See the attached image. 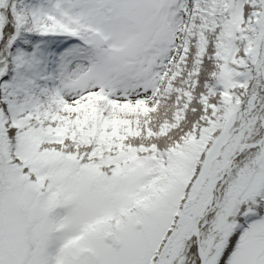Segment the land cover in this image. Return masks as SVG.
Segmentation results:
<instances>
[{"label":"snow or ice","instance_id":"obj_1","mask_svg":"<svg viewBox=\"0 0 264 264\" xmlns=\"http://www.w3.org/2000/svg\"><path fill=\"white\" fill-rule=\"evenodd\" d=\"M0 264H264V0H0Z\"/></svg>","mask_w":264,"mask_h":264}]
</instances>
